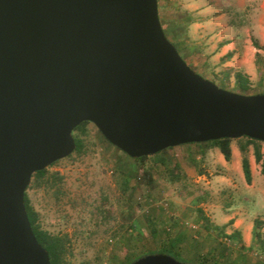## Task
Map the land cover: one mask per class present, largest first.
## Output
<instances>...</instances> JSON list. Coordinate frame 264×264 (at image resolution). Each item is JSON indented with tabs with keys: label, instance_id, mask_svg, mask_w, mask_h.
Listing matches in <instances>:
<instances>
[{
	"label": "water",
	"instance_id": "obj_1",
	"mask_svg": "<svg viewBox=\"0 0 264 264\" xmlns=\"http://www.w3.org/2000/svg\"><path fill=\"white\" fill-rule=\"evenodd\" d=\"M93 123L132 159L244 137L264 143V94L218 87L167 38L158 0H0V264H51L29 221L33 175ZM131 264H191L150 254Z\"/></svg>",
	"mask_w": 264,
	"mask_h": 264
},
{
	"label": "rangeland",
	"instance_id": "obj_2",
	"mask_svg": "<svg viewBox=\"0 0 264 264\" xmlns=\"http://www.w3.org/2000/svg\"><path fill=\"white\" fill-rule=\"evenodd\" d=\"M215 5L217 15L240 32L243 46L261 47L257 73L246 93L230 80L220 81L221 71L197 74L228 91L264 94V0H215ZM179 6L183 11L179 0L158 1L164 28L182 13L176 12ZM170 38L183 49L172 33ZM192 48L191 56H197L198 48ZM74 136L83 141L82 150L48 167L27 191L41 229L65 240L64 264H126L156 254L168 242L176 243L185 260L214 254L221 261L264 264V174L253 146L246 153L253 176L248 184L237 168L243 157L238 139L232 141L227 163L217 148L191 144L135 162L93 123ZM259 146L264 156V143ZM236 220L242 224L240 236L229 240L225 235L239 232Z\"/></svg>",
	"mask_w": 264,
	"mask_h": 264
},
{
	"label": "crops",
	"instance_id": "obj_3",
	"mask_svg": "<svg viewBox=\"0 0 264 264\" xmlns=\"http://www.w3.org/2000/svg\"><path fill=\"white\" fill-rule=\"evenodd\" d=\"M179 2L183 4V11L180 6L177 7L176 12L182 13H178V18L175 21L178 28L184 29L185 37L183 36L184 39L178 38L183 49L180 50L177 47L187 65L196 73L204 74L207 77L213 76V72L221 71L219 80L222 82L230 80L235 84V72L251 76V81L252 76L257 73L256 56L260 54V51L250 42L245 43V46L241 44V36L237 28L233 24H227L224 16L217 15L215 0H179ZM209 45L210 48L207 47ZM187 46L193 47L192 50L198 48L199 54L191 56ZM242 48L244 49L242 50ZM188 54L189 59L184 56ZM234 154L235 150H233V156ZM219 156L225 160L220 151ZM237 164L240 175L244 176L240 161ZM241 227L242 224L236 220L234 222L235 230L240 232ZM246 240L245 236V244H248Z\"/></svg>",
	"mask_w": 264,
	"mask_h": 264
},
{
	"label": "trees",
	"instance_id": "obj_4",
	"mask_svg": "<svg viewBox=\"0 0 264 264\" xmlns=\"http://www.w3.org/2000/svg\"><path fill=\"white\" fill-rule=\"evenodd\" d=\"M158 1H160V0H158ZM175 20L176 19L168 21L167 22L168 26L166 28H164L162 22H161V24L163 26V29H164V32H165L167 38L171 41V43H173V45L176 47L178 53L180 54L178 47H177V44L170 38V33H172L174 35V37L179 38L180 31L182 30V28L181 29L178 28L177 22ZM254 47L256 49H261V47L259 45H256V44ZM235 85H236L237 89L241 91V93H246L250 89V86H251L250 77L248 75L242 73V72H235ZM88 123L89 122H85V123L81 124L79 127H77L73 132V136H74L75 132L82 131ZM74 139H75V143H76L75 152H80L82 150L83 141L76 136H74ZM232 141H233L232 139H222V140H217V141H210V142H206V143L191 144V145H197V146H199V148H202V149L203 148L204 149L205 148H217L221 152V154L223 155L225 161L230 162L232 159V148H231ZM238 142H239V150H240L241 154L243 155L242 161H241L242 171H243L246 182L248 184H251L252 172H251V167H250V161L246 157V153L248 152L249 147L253 146L255 160L257 163L262 162V173L264 174V156H263V153L261 151V147L259 146V144L261 142L247 138V137L238 139ZM170 149L171 148L166 149V150L156 154L155 156L160 157V156L164 155ZM202 151H203L202 154L204 155V150H202ZM147 158L148 157H143V158L133 159V160L135 162H143ZM161 160H163L162 157H161ZM46 174H47V169L35 173L33 175V178H32V181H31L29 188L32 186L33 180L36 183V182H38V180L40 178L44 177ZM25 205H26V209H27V213H28V217H29V221L31 223L32 229H33L39 243L48 251L51 264H64V256L66 253L65 240L60 238V237L52 236L50 233L41 229L40 224H39L38 214L34 210V208L32 207L27 193L25 196ZM239 236H240V232H238V231H235V233H233L231 235H225V237L229 240H236V239H238ZM154 253L155 252H150V253H146V254L137 256V257L129 260L126 264H131L141 257H144L146 255H150V254H154ZM156 254H167V255L174 257L177 260L180 259L183 261H194L196 264H240L237 262L236 263L235 262H232V263L228 262L226 258L222 259V261H221L214 254L208 255V256L207 255H198L196 260H185L182 257V253L177 250L176 243H173V242L172 243L168 242L167 244L163 245L160 248V250L157 251Z\"/></svg>",
	"mask_w": 264,
	"mask_h": 264
}]
</instances>
